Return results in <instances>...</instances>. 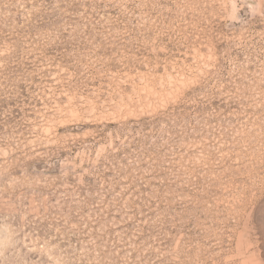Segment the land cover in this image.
I'll return each mask as SVG.
<instances>
[{"label": "rangeland", "instance_id": "1", "mask_svg": "<svg viewBox=\"0 0 264 264\" xmlns=\"http://www.w3.org/2000/svg\"><path fill=\"white\" fill-rule=\"evenodd\" d=\"M0 264H264V0H0Z\"/></svg>", "mask_w": 264, "mask_h": 264}]
</instances>
